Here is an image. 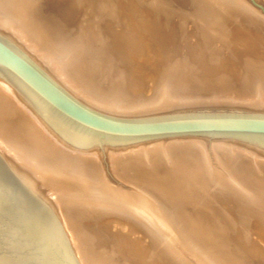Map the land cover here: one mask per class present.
Instances as JSON below:
<instances>
[{"label": "bare ground", "instance_id": "1", "mask_svg": "<svg viewBox=\"0 0 264 264\" xmlns=\"http://www.w3.org/2000/svg\"><path fill=\"white\" fill-rule=\"evenodd\" d=\"M82 1L56 0L53 6L57 14L74 20L83 11L81 46L47 24L34 0H0V38L74 100L103 115L144 118L201 108L264 114V50L251 53L255 58L244 63L241 58L218 64L206 52V44L222 34L227 42L230 34L244 28L264 33L263 18L260 24L246 20L249 26L240 28L227 23L236 11L255 13L246 0H92L86 7ZM158 11L183 21L159 20ZM231 40L239 46L235 36ZM259 43L252 45L257 48ZM173 54L180 57L168 61ZM116 72L124 77H116ZM149 89L151 93L142 96V90ZM208 146L224 166L223 176L209 167ZM91 149L61 139L20 92L0 78V157L55 218L77 264H221L194 235L205 233L211 247L224 235H216L215 226L198 223L204 207L215 217L219 210L213 204L219 206L241 192L240 200L234 199L241 201L235 204L241 219L247 221L254 210L264 218V197L237 177L249 180L264 166V147L258 144L179 136L108 146V167L128 187L108 178ZM173 153L197 160L213 193L210 204L198 206L201 200L194 193L199 185L187 164L176 162L166 174L124 164L133 155L147 160ZM257 189L264 193V185ZM190 207L196 208L193 218L186 211ZM231 238L247 255L263 259V241L256 246L244 236ZM104 244L114 255L100 251Z\"/></svg>", "mask_w": 264, "mask_h": 264}, {"label": "water", "instance_id": "2", "mask_svg": "<svg viewBox=\"0 0 264 264\" xmlns=\"http://www.w3.org/2000/svg\"><path fill=\"white\" fill-rule=\"evenodd\" d=\"M0 78L16 88L63 140L81 148L179 136L225 137L264 147V114L192 112L121 118L69 96L0 38ZM0 264H77L55 218L0 157Z\"/></svg>", "mask_w": 264, "mask_h": 264}, {"label": "rangeland", "instance_id": "3", "mask_svg": "<svg viewBox=\"0 0 264 264\" xmlns=\"http://www.w3.org/2000/svg\"><path fill=\"white\" fill-rule=\"evenodd\" d=\"M34 1L38 4V7L40 9L39 11L42 14V16L44 17V19L46 20L47 24L53 26L61 35H63L74 46H76V45L81 46V43L85 44V38H84L85 34L83 31L84 27H83L82 22H81V17H82L83 11L81 12V10H80L79 14L81 12V16L79 17V19L74 20V18H72V17L71 18L63 17L54 11L53 6L55 5L56 0H50L51 3H49V0H34ZM91 1L92 0H83L81 5L82 6L85 5L84 7H86V5H87L86 2L89 3ZM246 3H247V5H249L251 7V10L254 11L255 13L252 12V14H251V13L246 12V11L245 12L240 11V10L236 11L237 15L235 17H232V18L229 17V20L227 21V23L229 25L232 24L233 26L240 28V26H243V25L249 26L248 23H245L247 21L251 22V24H260L261 18L264 19V0H246ZM146 5L147 4L143 5V7L147 10H150V9H148L149 6H146ZM81 9H83V8H81ZM158 12H160L159 14H161V12H165V11H158ZM161 15H159L160 17H158L159 20L161 19V20L167 21L169 23H173L174 21L175 22L176 21H179V22L183 21L182 17H180L178 15H171L167 18L165 17L164 13H162ZM178 26H180L179 23H178ZM248 28L251 29V27H248ZM248 33L249 34L251 33V34L248 36ZM232 34L229 35L230 38H229V41H227V42H223V36L224 35L222 34V35H219L220 39L215 41V43H213V44H211V43L206 44L207 42L205 43L206 49H207L206 52L211 54L212 58L215 60V62L217 64L223 60H226V61L227 60L228 61H237L238 60V61H240L241 58L243 60L242 62L244 63L245 61L253 60L255 58L254 55H252L251 53L254 52L253 54H257L258 52L264 50L263 49L264 48V46H263L264 45V39L261 41V39L263 38V35H264L263 32L262 33L261 32H255L254 33L253 31H249L245 28L243 30H241V29L237 30L236 32H234L235 35L233 34L235 36V40H237L239 43V46L237 45L236 48L233 45L232 40H231L232 37H234ZM250 36H251V38H250ZM250 40H251V42H250ZM188 41H190V40H188ZM253 42L254 43L260 42L262 45L259 43L257 45V48H255L254 45H252ZM250 43H251V45H250ZM259 46H260V48H259ZM248 49H250V50H248ZM252 49H253V51H252ZM254 50L256 51V53ZM246 51L247 52L249 51L250 54H244L243 55V53H246ZM179 57H180L179 54H173L167 60L168 61H174V60H177V58H179ZM191 61H193V60L189 59V62H191ZM244 65H246V64H244ZM115 76L116 77H121V76L124 77V75L121 72H116ZM151 91H152V89H149L146 92L142 90L141 94H142V96L147 95V94H150ZM203 111H208V112H242L243 111V113H244V110L238 111V110H233V109L219 110V109H203V108H201V109H196V110L191 111V112H188V110L182 111V112H177V113L167 112V115H169V114H181V113H192V112H203ZM160 115H166V113H160V114L155 115V116H160ZM106 148L107 147H105V148L104 147H93L91 149V152L97 153L99 155L101 164L105 170L104 172L107 174V176L110 180H112L115 183H118L122 186L128 187L129 185L125 181H122L121 179L116 177L113 174V172L109 169L110 168V167H108L109 166V161H108V154H109L108 152L109 151H107L108 149H106ZM206 154H207V158H208V162H209V167L212 168V170L217 171L219 175H222L223 174L222 169L224 166H221L220 163L214 158V154H213V152L209 146L207 147ZM196 161H197L196 159L191 158L190 156H187L186 154H183L179 158H177L176 155L173 153V154H170L169 156H164V157H161L160 155L155 154L150 159H147V160H145L142 156L133 155V158L126 159L124 164L128 165L127 167H137L139 169H147V168L151 167L154 169L155 172L161 171L165 174L169 173L170 166H173L176 162H177V164H181L182 166L183 165L185 166L187 164V166L190 167V169L192 170L193 178L195 179L194 183L199 185L198 188H196V191L194 193V194H197L198 198L201 200V202L200 203L198 202L197 204H198V206H200L203 202L207 205L208 203L210 204V202L212 201L213 193H212V191L208 190V187L206 186V181H205V173L203 171H201L200 165ZM245 165L247 167L250 166L247 163V161H245ZM236 173L238 174V172H236ZM252 173H251L252 177L249 178V180L245 179L240 174H239V176L237 175L238 180L243 181V183L246 184V186L249 187L252 191H254L257 194L259 193L258 195H261L262 197H264V193L261 190L257 189V187H259V186L261 187L262 185H264V166L260 165V167H258V169H255L254 172H252ZM260 193H263V194H260ZM238 197H241V192H239V194H237V197H235L234 199L240 200V199H238ZM234 199L233 200H230V199L222 200V201H220L221 205L219 204V206L217 204H213L214 207L217 210H219L215 217L208 215V213H207L208 207L207 206L204 207L205 211H203L204 213H201L202 217L199 219L200 222H198L204 228L207 227L206 225H210L212 227L215 226L216 227L215 229L217 231L216 235H217V233H219L218 235L223 233L224 235L222 238L225 240V242L223 241L222 238L218 237L216 239V242H218L217 246H213L211 244L212 245V247H211L210 244L208 243L209 242L208 239L204 235L205 233L202 235L201 232H198L196 230H195L196 232H194L195 238L199 241L200 244L199 243L198 244L201 245L202 247H204V249L208 253L213 254L215 256V258L221 264H264V254H262L263 259L257 260L254 256L247 255L246 252L238 246V244H235L236 242L234 241V238H231L234 235L236 236V234L239 236H244V239H246L248 241V243L249 242L251 244L255 243V245L258 246L257 245L258 241L264 242V224H263L264 218L261 217V214H260V212H258V210H254L253 211L254 213L247 219V221L244 222V220L241 219L239 210L235 206V204L236 205L241 204V201L235 202ZM186 211L188 212L189 218L190 217L193 218L196 215V208L195 207L194 208L190 207ZM104 219L106 220L107 218L105 217ZM111 219H113V218L109 217V219H107V220L110 221ZM123 221L130 224V222L128 220H123ZM260 223H262V224H260ZM229 239H230V241H229ZM263 245H264V243H263ZM99 249L104 254L110 255L109 253H111L114 255L113 248L107 244H104L103 246L99 247ZM224 254H227L228 256H225ZM227 257H230V260ZM114 261L116 264H118V262L116 260H114Z\"/></svg>", "mask_w": 264, "mask_h": 264}]
</instances>
